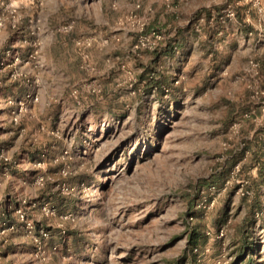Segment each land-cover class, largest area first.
<instances>
[{
  "label": "rangeland",
  "instance_id": "rangeland-1",
  "mask_svg": "<svg viewBox=\"0 0 264 264\" xmlns=\"http://www.w3.org/2000/svg\"><path fill=\"white\" fill-rule=\"evenodd\" d=\"M256 133L264 0H0V207L49 233L33 264H264Z\"/></svg>",
  "mask_w": 264,
  "mask_h": 264
},
{
  "label": "crops",
  "instance_id": "crops-1",
  "mask_svg": "<svg viewBox=\"0 0 264 264\" xmlns=\"http://www.w3.org/2000/svg\"><path fill=\"white\" fill-rule=\"evenodd\" d=\"M248 146L252 149L254 164L260 165V169H262L264 166V133H256L255 137L248 142ZM16 172L18 173V170ZM3 209L5 217L9 221L16 223L17 228L9 233L10 239H8V244H2L0 241L1 252L6 253L8 251L9 258H12V256H19L18 260H20L22 264H33L35 261L33 258V247L35 245L33 239L25 235L23 224L15 215L14 210L9 211L6 205ZM55 243L56 241H53V244ZM245 247L246 245L244 248ZM248 248L252 250L253 247L249 246ZM244 252L245 251L243 250V253ZM35 264H37V262Z\"/></svg>",
  "mask_w": 264,
  "mask_h": 264
},
{
  "label": "built area",
  "instance_id": "built-area-1",
  "mask_svg": "<svg viewBox=\"0 0 264 264\" xmlns=\"http://www.w3.org/2000/svg\"><path fill=\"white\" fill-rule=\"evenodd\" d=\"M35 99L36 97L33 94H28L26 96V101L30 102V101H34ZM15 120H17V117H15ZM216 190L217 189L213 187L212 192H215ZM23 202L25 203L26 201H23ZM42 209L44 210L46 214H48L51 211L48 204L44 205ZM14 213L20 219L21 223L23 224V228L26 232V235L29 238H33L35 242L38 243L37 244L38 249H41L42 241L40 240V238L41 239L47 238L49 236V233L43 227L40 228L39 230L36 229L35 223L33 222L32 219L28 217V214L24 210L23 203L20 204L19 207H17L16 209H14ZM16 228H17V224L9 221L4 215V209L0 207V236H6L11 231H14ZM37 232H38V236L36 235ZM63 232L65 233L66 230H63ZM41 251H42L41 252V256H42L44 253V250H41Z\"/></svg>",
  "mask_w": 264,
  "mask_h": 264
},
{
  "label": "trees",
  "instance_id": "trees-1",
  "mask_svg": "<svg viewBox=\"0 0 264 264\" xmlns=\"http://www.w3.org/2000/svg\"><path fill=\"white\" fill-rule=\"evenodd\" d=\"M200 230L198 227H195L193 230H192V234L189 238V244L194 246V248L198 247V244L200 242Z\"/></svg>",
  "mask_w": 264,
  "mask_h": 264
}]
</instances>
